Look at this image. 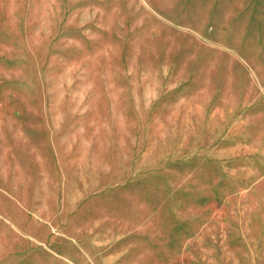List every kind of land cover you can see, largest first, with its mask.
I'll use <instances>...</instances> for the list:
<instances>
[{"label":"rangeland","instance_id":"1","mask_svg":"<svg viewBox=\"0 0 264 264\" xmlns=\"http://www.w3.org/2000/svg\"><path fill=\"white\" fill-rule=\"evenodd\" d=\"M0 264H264V0H0Z\"/></svg>","mask_w":264,"mask_h":264}]
</instances>
